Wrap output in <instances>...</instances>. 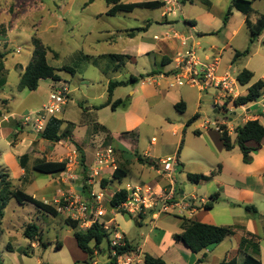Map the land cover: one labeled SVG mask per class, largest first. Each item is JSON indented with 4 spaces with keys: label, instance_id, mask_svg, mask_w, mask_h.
<instances>
[{
    "label": "crops",
    "instance_id": "1",
    "mask_svg": "<svg viewBox=\"0 0 264 264\" xmlns=\"http://www.w3.org/2000/svg\"><path fill=\"white\" fill-rule=\"evenodd\" d=\"M148 1L165 2L164 7L145 9L154 12L160 11L159 15L143 20L141 27L114 29L116 32L105 31L107 35L105 40L110 45L123 40L126 46L110 53L86 56L78 54L76 56L79 61H87L89 64L100 68L108 82L103 94L98 97L92 96L89 93L91 88L86 84L71 89V83L63 81L61 77L59 82L51 80L47 101L56 83H64L69 89L67 105L59 116V119L64 121L61 132L68 130L69 137L59 142L41 139L37 143L38 145L46 146V142L50 144L45 148L47 150L46 159L39 160L65 161L68 164L65 172L52 175L51 180L41 186L40 189L44 195L40 199L33 197L51 205L68 193L84 201H91V192L93 190L98 192L99 190L96 186L86 187L85 179L90 176L96 151L102 146H112L111 143L115 144L112 147L115 150L117 167L124 166L126 168L128 171L127 178L131 176L136 185L151 186L159 194L170 189L167 178L162 174V166L159 165L161 160L176 156L178 166L176 167L175 178L178 171L181 170L189 181L188 174H210L209 170L202 171L190 168L189 162L209 160L214 157L216 160L213 164H216L217 170L212 172H215V176L208 182L195 185L194 188V190L199 191L203 187L202 184H218L219 197L211 210H205L202 206L210 200L212 194L205 195L201 199H198L196 195L188 197L185 190H181L175 183L176 195L180 196L179 201L189 202L191 207L188 210L177 209V214H175L176 209L172 212L161 213L157 220L163 227L159 232L151 230L142 243H135L126 222L122 226L117 221L116 215L119 212L110 205L111 199L108 201L109 209H105V216L99 221L117 227L129 244L139 251L144 258L146 255H151L163 259L166 264L169 261L172 264H179L182 260H186L189 264H221L234 259L237 264H243L247 254L253 255L261 264H264V139L259 145L254 142L248 143V146L256 149L250 154V163L244 162V156L238 146L227 151L221 141V133L214 132L215 134L212 136V130H206V147L195 151L192 156L183 157L185 149L181 152V148L184 141L181 142L179 151L176 149L167 153L159 152L156 137L152 138L155 141L151 147L143 149V153H138L143 131L147 129L161 130L178 137L179 144L186 128H191L196 121L192 125L186 126L182 118L177 121L176 115L186 116L185 122H187L199 114L197 121L201 120L205 92H200L197 88L188 85L177 86L175 84L179 60L187 53L192 52L199 62L206 64L218 59L217 75H228L240 96L245 95L253 84L260 80L264 81V31L251 45L249 55L235 59L237 51L242 52L249 46L251 34L246 22L249 20L255 24L259 17L264 15V0H251L253 12L249 15H245L236 9L232 10L229 20L225 24L224 18L230 9L232 0H208L209 5L199 0H127L124 3ZM137 10L139 9L131 13L121 12L118 14H133ZM116 55L124 57L116 59L114 57ZM102 61H106V67L101 63ZM73 68L75 72L70 74L73 79H76L79 71L76 67ZM243 70L253 73L252 80L244 86L237 80L238 75ZM110 72L116 76L122 72L127 74H122L125 79H119L120 75L115 80H111L107 76ZM48 80H41L37 90L40 89L44 81ZM129 80L127 86H122H133L129 94L123 92L117 95L122 87L116 88L113 92L112 102L121 99L123 104L115 110L110 105H106L109 100V83L111 81ZM214 96L215 106L220 92L215 90ZM98 100H102L101 103ZM178 104H184L181 106V111L175 107ZM237 110L240 113H237ZM246 110L251 115L256 116L254 120L258 119L264 126V109L252 104L247 105ZM236 114L240 116L242 111L236 109ZM237 116H235L234 121H236ZM240 120L235 122L236 126L239 122V124L247 122ZM18 133V130H13V135H18ZM201 133L200 130L197 131L198 135ZM30 134L24 138L27 151L28 149L31 150L37 141L38 133L35 134L31 131ZM230 136L235 141L236 133H232ZM77 148L84 155L86 169L79 163ZM73 152H77V164H69V158L73 156ZM138 156L144 162L139 161ZM220 159L222 163H220ZM39 160L31 162L30 158L29 163L31 162L32 168ZM147 162H151L153 165H149ZM234 162H237V165L233 167ZM19 163L21 171L16 177L19 181L17 189H22L27 193L26 187L33 185L34 180L28 176L29 163L25 169L24 164L21 161ZM136 164L139 165V168L134 170ZM70 170L72 171V178L68 177ZM4 171L8 173L7 170ZM151 171H154L155 175ZM112 174L111 170H107L101 185L106 197L110 196L111 198L115 192L124 188L116 187V183L119 182L112 181ZM8 175L12 182L11 175L9 173ZM108 182L114 185L115 191L113 193L107 186ZM84 186L85 189H83ZM49 201H53V203ZM247 207L250 209L248 210ZM148 218L143 217L137 224L143 225L145 219ZM184 219L215 226L231 227L235 233L225 238L222 243L195 254L182 242L173 239L175 234L183 232ZM221 219L222 221H219ZM166 234L169 235L170 239L167 247L164 245ZM243 238L250 240L254 245L240 250V243ZM32 244L34 247L36 246L35 242ZM103 251L101 247L95 256ZM107 254L108 261L104 264H108L110 261L109 248ZM90 260V264H99L93 258ZM200 260H202L201 263H199ZM140 264H145V262Z\"/></svg>",
    "mask_w": 264,
    "mask_h": 264
},
{
    "label": "rangeland",
    "instance_id": "2",
    "mask_svg": "<svg viewBox=\"0 0 264 264\" xmlns=\"http://www.w3.org/2000/svg\"><path fill=\"white\" fill-rule=\"evenodd\" d=\"M110 7L106 0H0V174L4 170L8 171L14 189H17L19 185L16 177L21 171L20 157L27 152L30 154L31 162L42 158L46 159L47 150L45 148L50 144L46 142V146L38 145L37 143L41 140L40 134L34 132L30 127L22 125L26 116L41 110L46 104L52 82L51 80L44 81L40 89L36 91L19 89L21 74L32 59L34 40L39 39L49 50L47 54L49 65L58 69L64 66L77 68L79 74L76 79H73L68 72H59L63 81L71 83V89L86 84L91 88L89 93L98 97L106 90L107 78L100 68L89 64L87 61H79L76 56L78 54L84 56L98 55L121 49L126 46V43L120 40L110 45L105 40L107 38L106 30L116 32L114 29L141 27L143 20L151 19L160 14V11L139 9L133 14H118L116 17H109L106 13ZM179 21L182 22L180 19ZM101 63L106 67V61ZM122 74L126 75L127 73L122 72L116 76L110 72L107 76L111 80H115L120 75L119 79H125ZM4 83L5 85L2 87L1 84ZM132 87L130 85L120 88L117 95L123 92L129 94ZM214 92L215 89L212 87L204 93L201 120L196 121L191 128H186L179 144L178 137L161 130L147 129L143 131L138 153H143V149L151 147L153 137H156L158 151L162 153L176 149L179 151L182 141L184 143L181 152L185 149L183 157L192 156L195 151L205 148L206 130L201 129L200 125L204 120L222 118V114L214 112ZM101 101L98 100L99 103ZM263 103L260 101L255 105L264 109ZM237 113L240 111L237 110ZM176 118L177 121L182 118L183 123L186 124V116L176 115ZM13 130H18V135H13ZM198 130L202 132L200 135L197 134ZM31 131L37 134V141L31 150L28 149L27 151L24 138L30 136ZM212 131L211 135L214 136V132L217 131ZM110 145L114 146L115 144L111 143ZM215 160L214 157H211L209 160H194L188 164L190 168L202 171L209 170L211 173L217 170L216 164H213ZM219 161L222 163L221 159ZM31 162L28 165V176L34 180V184L27 186L26 191L40 199L44 195L40 188L45 182L51 180L52 175L33 170ZM234 165H237V162L233 163V167ZM137 168H139L138 164L133 169L136 170ZM151 172L155 175L154 171ZM175 183L181 190H185L188 197L196 195L198 199L218 191L217 183L202 184L203 187L199 191L194 190L195 185L186 179L181 170L177 173ZM127 184L136 185V182L134 178L129 176L122 183H116V187H126ZM87 186L89 185L87 184ZM107 186L112 191L111 193L115 191L113 183L108 182ZM96 187L98 188V186ZM64 196L72 197L75 195L68 193ZM178 197L177 194L176 201ZM110 199L111 197L107 196L103 201L104 209H109L108 201ZM49 202L53 203V201ZM177 213L178 210L176 209L175 214ZM67 217L68 213H61L57 217L46 215L31 203L21 205L15 199H10L4 210V217L0 221L2 264H90L91 260L88 255L77 246L74 237L75 230L65 223ZM143 217L149 218L145 219L143 225L139 226L136 219L125 217L122 213L116 215L117 221L122 226L125 225V222L127 223L135 243L138 244L144 241L145 236L151 230L159 232L163 227L157 219L150 223L152 221L150 214H144ZM29 223H35L43 232L45 247L38 242H35L36 246L34 247L32 241L25 238L24 229ZM165 236L164 245L167 247L170 239L168 234ZM58 242L62 244L59 249L56 248ZM9 245L13 249L12 252L8 250ZM101 247L104 251L98 256H94L93 260L99 264H104L108 261V245L103 243ZM25 250L29 252V255H25ZM168 264H172V262L169 261ZM179 264L189 263L182 260Z\"/></svg>",
    "mask_w": 264,
    "mask_h": 264
},
{
    "label": "trees",
    "instance_id": "3",
    "mask_svg": "<svg viewBox=\"0 0 264 264\" xmlns=\"http://www.w3.org/2000/svg\"><path fill=\"white\" fill-rule=\"evenodd\" d=\"M200 2L209 5L208 0H199ZM108 5H110L109 11L106 13L109 17H114L118 13L125 12L131 13L136 9H158L165 6L163 1H148V2H136V3H124L122 0H106ZM253 2L251 0H232L229 11L226 13L224 18V24L228 22L232 10L236 9L245 15H249L253 12ZM248 29L250 30L251 38L249 46L246 50L235 53V59L250 54V47L256 41L257 37L260 36L264 31V15H261L255 24H252L249 20L246 22ZM136 31V30H134ZM48 49L43 45L39 39L34 40V51L32 54L31 62L26 67L25 71L21 74L19 89H28L30 91H36L39 87L41 80H52L54 82H59L60 76L59 72L74 73L75 69L73 67L64 66L63 68H54L49 65L47 61ZM58 56V54H55ZM116 59H121L124 56L116 55ZM144 78V76H142ZM253 78V73L248 70H243L237 77L238 82L241 85H247ZM134 80V79H132ZM129 81H111L108 86L109 100L106 105H110L112 109L118 108L123 104V100L118 99L112 102L113 92L116 88L127 86ZM2 87L5 85L1 84ZM264 95V81L260 80L257 83L249 87L245 95H241L235 100V104L239 105H252L256 104L259 99ZM184 104L176 105V109L181 111V106ZM199 118V114H196L193 118L186 122V126L192 125ZM64 121L59 118H50L43 132L40 133V138L46 141L59 142L63 139L69 137V131L65 130L61 132V128ZM236 139L232 140V137L227 131L221 133V141L224 148L227 151L233 150L238 146L244 156V162L250 163L251 152L255 151V148L248 146V143L254 142L260 144L264 139V126L257 120H249L246 123L238 124L235 128ZM17 134H15L16 136ZM79 154V163L85 168L84 155L77 148ZM30 160L29 154H24L20 157V161L24 164V169L28 165ZM138 160L144 162L140 156ZM67 162L62 161H45L39 160L34 164L33 170L47 174L54 175L57 173L65 172L67 169ZM149 165H153L151 162H147ZM86 169V168H85ZM220 169V167H219ZM218 169V170H219ZM27 171V170H26ZM128 176V171L124 166H118L117 169L112 174V181H117L121 183ZM215 176V172L209 175L205 174H188L187 177L189 181L198 185L201 182H208ZM88 180L86 177L85 182ZM106 181V180H105ZM103 181V183L105 182ZM107 182V181H106ZM105 182V183H106ZM86 187H88L85 184ZM85 186L83 189H85ZM129 194L122 188L115 192L110 200V205L116 208L119 213L127 216L130 219H136L139 223L143 219V214L139 216H131L126 214L124 211L120 210L119 207L124 203ZM219 193H214L210 196V200L206 202L202 207L205 210H211L214 203L218 200ZM10 199H15L19 204L24 205L26 203H31L37 207L40 211L47 215L57 217L60 213L57 211L56 207L51 204L44 203L32 195L27 194L22 189H14L12 182L9 179L7 172L0 174V221L4 217V210L8 205ZM249 210L250 207H247ZM150 218L153 212L149 213ZM152 219V218H151ZM65 223L75 230L74 237L78 248L92 259L97 252L100 251L101 245L107 243L108 248L110 244V234L104 229L103 224L95 222L89 229L82 230L80 224L71 218H66ZM183 232L180 234H175L173 239L177 242H182L192 253L198 254L205 249L214 247L224 241L225 238L234 235L235 231L231 227H221L205 223H200L196 221H191L184 219L182 224ZM25 238L32 242H38L41 246L45 247L46 243L43 242V233L35 223H29L24 229ZM126 240V239H125ZM254 245L250 240L243 238L240 243V250H244L248 246ZM62 247L61 242H58L56 248ZM8 250L12 252L11 245L8 246ZM129 251H136L129 242L126 240V246L120 249V253H125ZM25 255H29L27 250L24 251ZM110 257V255H109ZM145 264H166L161 258L153 257L151 255H146ZM202 260L199 261L201 263ZM0 264H2V259L0 257ZM221 264H237L236 260H231L229 262H222ZM243 264H261V262L256 259L253 255L247 254Z\"/></svg>",
    "mask_w": 264,
    "mask_h": 264
},
{
    "label": "built area",
    "instance_id": "4",
    "mask_svg": "<svg viewBox=\"0 0 264 264\" xmlns=\"http://www.w3.org/2000/svg\"><path fill=\"white\" fill-rule=\"evenodd\" d=\"M218 59L211 63L199 62L192 52L186 54L179 60L178 72L175 76V84L177 86H191L197 88L200 92H207L208 89L214 88L220 92V96L216 99L214 112L222 114L221 119L204 120L200 125L203 130H215L219 133L227 131L229 135L235 133L238 119L241 122L254 120L256 116L247 112V105L237 106L234 102L240 95L233 87L228 75L218 76ZM173 86V85H172ZM69 99V89L64 83H56L49 95L47 103L41 110L31 113L24 118L22 125L30 127L34 132L40 134L44 131L50 118H59L67 105ZM260 101L264 102L262 96ZM264 106V103H263ZM236 109L242 111V115L237 116ZM236 117V121L235 120ZM240 123V122H239ZM237 123V125L239 124ZM155 141L154 139L152 142ZM77 152H73V156L69 158V164H77ZM79 156V154H78ZM162 166V174L167 178L170 189L162 194L155 192L154 188L147 185H130L127 184L124 189L128 192L127 200L119 207L120 210L131 216H139L141 214L151 215L152 221H156L161 213L172 212L175 209L188 210L191 205L189 202H181L180 196L176 201L175 190V171L178 166L176 156H170L160 161ZM117 169V161L115 150L112 146H102L95 153L93 166L91 167L90 176L87 184L91 187L98 186V192H91V201H84L76 196H62L54 202L57 211L68 213V217L80 224L82 230L89 229L95 222L101 223L100 218L105 216L103 201L106 198L101 185L104 174L107 170L113 173ZM71 170L68 177L72 178ZM119 191V190H118ZM67 217V218H68ZM104 229L110 234L108 264H140L145 258L139 251H129L120 253V249L126 246L125 237L117 227H113L107 223H101Z\"/></svg>",
    "mask_w": 264,
    "mask_h": 264
}]
</instances>
